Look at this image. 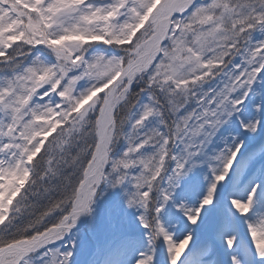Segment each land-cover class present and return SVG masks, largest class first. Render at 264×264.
I'll return each mask as SVG.
<instances>
[{
    "label": "snow or ice",
    "instance_id": "obj_1",
    "mask_svg": "<svg viewBox=\"0 0 264 264\" xmlns=\"http://www.w3.org/2000/svg\"><path fill=\"white\" fill-rule=\"evenodd\" d=\"M0 264H264V0H0Z\"/></svg>",
    "mask_w": 264,
    "mask_h": 264
}]
</instances>
